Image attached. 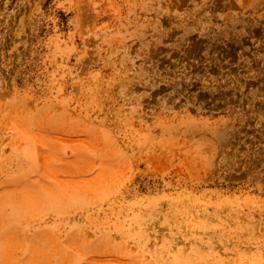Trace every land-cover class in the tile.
<instances>
[{
    "label": "rangeland",
    "instance_id": "374dc122",
    "mask_svg": "<svg viewBox=\"0 0 264 264\" xmlns=\"http://www.w3.org/2000/svg\"><path fill=\"white\" fill-rule=\"evenodd\" d=\"M0 264H264V0H0Z\"/></svg>",
    "mask_w": 264,
    "mask_h": 264
}]
</instances>
